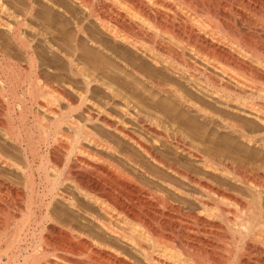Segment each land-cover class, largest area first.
I'll return each instance as SVG.
<instances>
[{
	"label": "bare ground",
	"instance_id": "obj_1",
	"mask_svg": "<svg viewBox=\"0 0 264 264\" xmlns=\"http://www.w3.org/2000/svg\"><path fill=\"white\" fill-rule=\"evenodd\" d=\"M17 1L0 264H264V0Z\"/></svg>",
	"mask_w": 264,
	"mask_h": 264
},
{
	"label": "rangeland",
	"instance_id": "obj_2",
	"mask_svg": "<svg viewBox=\"0 0 264 264\" xmlns=\"http://www.w3.org/2000/svg\"><path fill=\"white\" fill-rule=\"evenodd\" d=\"M12 2H14L13 4L16 6L17 4V6L16 7H18V8H23V5H22V3H19L17 0H11ZM17 3V4H16ZM20 5H22V6H20ZM46 15H48V13H46ZM58 23V24H57ZM57 23H55V24H53L54 26L51 28V30L52 31H54V32H56V31H58L62 26H63V24L61 23V22H57ZM59 25H61V27L59 26ZM55 27V28H54ZM12 77H14L13 75H11ZM17 87V88H16ZM15 88V89H14ZM19 88V89H18ZM11 89H13V91H15V92H18V94L20 95V93H21V91H22V89L20 88V87H18L17 85L16 86H13V87H11ZM18 94H14V96H18ZM21 96V95H20ZM22 97V96H21ZM79 113V112H78ZM77 113V116H79V118L81 119V117H82V114L81 113H79L78 114ZM81 114V115H80ZM90 125V124H89ZM93 125V124H92ZM90 125V127L91 128H94L95 127V125ZM97 127V128H96ZM95 128L96 129H99V127L98 126H96ZM106 136H107V134H105ZM14 178H16V179H14V180H18V181H15L16 183H18V185L17 186H19L20 188H22L23 187V180H22V178H20L19 176H16V177H14ZM18 178V179H17ZM20 184V185H19ZM22 186V187H21ZM26 192H28V190H25ZM24 191V196L26 195V194H28V193H26ZM26 197V196H25ZM16 199H18V200H16V202H19V204L18 203H15L14 204V206L13 207H15V208H11V212L16 216V218L15 219H12V220H10L11 222H9V226H8V228L6 229V232H5V234L4 235H2L1 237H0V239H4L5 238V236H6V238H7V236L8 237H12V236H18V234H15V233H18L19 232V230L21 231V232H19V235H22V236H24V233L23 232H25L26 230H27V226H28V223H29V220L26 218V214L28 213V210H26V208L24 207L26 204H25V201H23V204H22V201L20 200L21 198H16ZM18 204V205H17ZM15 205H17V206H20V207H17V206H15ZM20 208H23L22 210L20 209ZM16 210V211H15ZM23 211V212H22ZM26 213V214H25ZM0 220H4L5 218H4V216H3V214H0ZM3 216V217H2ZM14 216V217H15ZM21 216V217H20ZM27 220H28V223H27ZM11 224V225H10ZM12 225H13V227H12ZM16 225V226H15ZM23 228H22V227ZM25 226V227H24ZM20 228V229H19ZM17 229V230H16ZM19 229V230H18ZM24 229V230H23ZM23 230V231H22ZM1 231L2 230H0V234H1ZM10 232V233H9ZM11 234V235H10ZM13 238V237H12ZM14 239V238H13ZM14 240H16V239H14ZM27 241H29V242H27ZM26 241V239H25V244H26V242H27V244H29L30 242H31V238L29 239V240H27ZM16 242L18 243V241L16 240ZM13 244H14V246H13ZM12 245H11V247L8 249V250H10V251H8L9 252V254L10 255H13L14 257H16V258H18V259H20V260H22V255H21V253H23V254H25L26 252H24V248H25V244H23L22 246H18L19 244H16L15 242L13 243ZM10 246V245H9ZM8 246V247H9ZM3 247V248H2ZM1 248L3 249V251H4V249L5 248H7V245H5L4 244V242L2 243V240L0 241V250H1ZM15 251H14V250ZM2 250L0 251V252H3ZM12 252V253H11ZM18 252H20V253H18ZM1 254V253H0ZM21 255V256H20ZM0 258H1V256H0ZM3 259H4V257H3ZM6 264H8V263H6ZM10 264V263H9Z\"/></svg>",
	"mask_w": 264,
	"mask_h": 264
}]
</instances>
